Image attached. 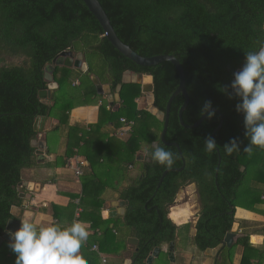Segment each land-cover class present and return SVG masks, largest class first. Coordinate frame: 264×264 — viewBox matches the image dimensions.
Returning <instances> with one entry per match:
<instances>
[{"label":"trees","instance_id":"16d2710c","mask_svg":"<svg viewBox=\"0 0 264 264\" xmlns=\"http://www.w3.org/2000/svg\"><path fill=\"white\" fill-rule=\"evenodd\" d=\"M99 2L120 40L137 54L147 58L173 55L182 64L190 97V104L183 114L186 125H194L200 120L205 101L210 100L213 109L222 113L223 127L215 136L222 160L218 187L215 174L219 155L217 149L212 153L205 151L204 140L217 129L220 116L215 112V118L209 120L207 117L198 128H184L180 124L179 112L185 98L179 95L171 106L166 141L180 146L185 169L180 173H169L157 191L163 173L168 169H180L184 163L175 147L165 146L160 141L164 122L150 112L138 109L136 100L142 96L141 85L124 84L123 77L127 71L152 76L154 105L166 113L169 99L180 81L172 63L142 67L127 59L104 36L102 26L83 0H0V237L6 234L10 221H19L13 209L22 208L24 203L21 195L26 193V189L20 187L24 170L40 166L63 168L71 158L84 155L90 162L91 171L85 172L83 177L82 196L70 195L69 198L73 201L80 198L79 206L83 212L78 221L90 223L95 231L80 249L86 264H100L99 256L91 250L94 244L99 246L101 253L117 256L123 247L116 234L125 230L139 240V250L131 257L133 264H146L155 248L176 240L178 226L174 224L172 213L170 217L174 222L168 218L169 208L180 189L190 184H196L201 206L193 242L200 252L215 249L236 223L238 207L262 213L255 207L264 204V149L254 146L251 154L242 150L230 156L226 154L223 146L232 138H239L243 149L250 137L245 136L243 115L236 111L239 98L234 93L229 98L220 90L230 85L233 73L244 62L246 52L259 51L264 47V0ZM71 49L75 56L82 54L88 64V71L79 78L81 85L77 88V96L101 98L92 80L97 77L101 84L111 86L113 94L122 86L121 105L118 110H107L108 104L104 103L100 108L99 123L90 125L89 131L84 127H69L64 155L53 163L39 165L37 148L33 143L44 133V123L55 118L60 120V126H67L68 113L75 108L72 102L75 97L69 91L76 89L73 87L72 69L64 66L54 67L53 77L58 84L55 95L48 103L40 99V93L49 85L45 79L48 66L62 52ZM5 56L25 57L27 61L22 66H1ZM67 98L69 100L64 103ZM121 118L135 122L129 140L123 143L103 137L105 126L121 129ZM155 142L173 153L171 168L152 160ZM114 145L120 146L118 151L123 149L120 155H124V160L121 161L120 156L117 168L108 174L119 175L120 172L125 175L122 180L128 182V186L122 191L117 180L112 187L106 178L103 180V169L97 170L94 164L96 157L101 160L105 154L113 156L115 152L110 150L115 149ZM76 148L78 153H75ZM142 149L146 150V160L139 162L141 172L138 177L130 178L126 172L137 162V154ZM123 164L128 168L121 171ZM247 177L257 180L249 204L239 201V190ZM108 189L129 203L123 218L103 219L106 200L103 194ZM65 209L52 205L53 217L61 227L70 226L61 225L65 220ZM65 211L67 213L69 209ZM246 215L252 216L249 213L243 216ZM121 224L125 227L122 228ZM190 226L187 225V233ZM98 232H102L101 237H98ZM9 243L5 241L0 248V264H15L16 255ZM237 245L244 248L241 264L264 263V249L255 248L249 235L240 237ZM231 251L228 248L221 251L220 264H232ZM253 260L256 262L252 263Z\"/></svg>","mask_w":264,"mask_h":264},{"label":"crops","instance_id":"0c3cea01","mask_svg":"<svg viewBox=\"0 0 264 264\" xmlns=\"http://www.w3.org/2000/svg\"><path fill=\"white\" fill-rule=\"evenodd\" d=\"M77 56H75V57H77ZM84 62H85V60H84ZM84 73H86V72L79 70V69L72 68V75H73V79H74L73 87L76 88L74 90V93H75L74 97L77 98L74 100H77V103L74 102V103H76V104H74L75 108L68 113L69 114L68 125L67 126H65V125L60 126V120L55 119V118H50L44 123L45 124L44 133H42L39 136V140H38L39 145L42 146L44 149V154H43V156H39V155L36 156V160L38 161L39 165H43L45 163H53L54 161H56V159L59 156L64 155L66 148H67L69 127L79 126L81 128L84 127L85 129H87L89 131L90 125H96L99 123L100 108L104 103L108 104L107 110H111V109L112 110H118L120 108V105H121L120 93H121V91H118V89H117V92L114 94L112 92H111V94H105V95H99L97 93L99 96H102L101 98H95L92 95L91 96L85 95V96H82L81 98L78 97L77 96L78 95V89L77 88L81 85L79 78H81L82 77L81 75ZM134 75L135 74L132 73V75H130V76H134ZM52 76H53V74H52ZM130 76L128 77L129 79H130ZM92 80H93V78H92ZM93 83H94V81H93ZM136 84H139V83H136ZM94 85L96 86L95 83H94ZM106 85H104V86H106ZM139 85H141V84H139ZM141 89H142V85H141ZM96 90H97V87H96ZM53 95H55V93H53ZM144 95L145 94H143V96ZM143 98L144 97L136 100V103L138 105V109L139 110H146L149 112V109L151 106L148 103L147 97H146V106L145 107L141 106V102H142ZM48 100H49V98L43 102L48 103ZM150 114H152V113L150 112ZM153 116H155V115H153ZM155 117L157 118V120L161 121L158 116H155ZM121 119H123V118H121ZM39 122L41 123L40 125L42 126L43 121L40 119ZM118 131L119 130L117 128H115L113 125L105 126L103 128V133H104L103 137L115 138L117 140H120L123 143L127 142L131 135L128 137L120 138L116 135ZM51 132H57L60 134L59 135L60 141H59L58 146H57L58 151L52 152L50 150V146H49V142H48V137H49L48 133H51ZM92 146L93 147L90 151L93 152L95 150V143ZM115 146L116 145H114L113 148ZM89 147L90 146H88V148ZM119 148H120V146L119 147L116 146L115 149L110 150V151L115 152L113 154V156H109V155L107 156L105 154V156L102 157L101 160L96 157L95 161H94L96 169L97 170L102 169L104 166L106 168H108V166H109V168H110V166L112 168H115L116 165L119 164L118 159H120V156H121L120 154L123 153L122 148L119 151L117 150ZM78 150L79 149L76 148L75 153H78ZM143 152L145 153L144 155H143ZM140 153L142 155L141 154L137 155V158H136L137 162H142V161L146 160V150L142 149L140 151ZM78 157L86 163L85 169H84L85 171H83V175H82V177H84L85 172L90 173V171H91L90 170L91 169L90 162L87 160V157H85L84 155H78ZM72 159L73 158H71L69 161H72ZM139 159H141V160H139ZM69 161H68V164L66 165V167H63V168L50 169V168H44V167L40 166L36 169H30V170H24L23 171V176H22L23 182L29 183V187H24L26 189V193H23L25 195V197L23 198L24 203H23L22 208H16L15 207L13 209V214L19 219V221H16V222L20 223V220L23 219L25 217V215H27V217L30 219V221H32L35 224L37 229H39L40 227H43V226H49L51 224H58L59 225L60 223H58V221L55 220L53 217L52 205H57L61 208H66L65 210L69 209V211H67V213L64 210L63 215H65V217H64L65 220L63 221V223L61 225L68 226V225H71L74 221H78L77 220L78 209L81 210V213L83 212V209L79 206L80 204H77L78 201H80V198L73 201L69 198V196L70 195L82 196V192H83L82 180H83V178L78 179L76 177L75 172H73L72 169L69 168V166H68ZM128 169L134 171L135 166L130 165ZM140 172H141V164H139V171L133 172L135 174V176L133 174H128V175L130 178L135 179L138 177ZM104 178H105V176H104ZM74 179H75V181H74ZM119 185L123 186V187L121 186V188H120V190L122 191L125 187L128 186V182L126 183V181H123L122 184H119ZM113 193H114V195L111 199L105 200V205H104V208L102 211V217L104 220H105L104 213L109 212V210L112 207V203L120 202L119 194L117 192H113ZM104 194H103V196H104ZM71 202H72V206L70 205ZM73 203H74V205H73ZM108 204H109V207H108ZM128 205H129V203H128ZM255 208H257L259 211L262 210V213L253 212L252 210H248V209H245L242 207H238L236 209L235 219H236V223L239 224V231L237 233L238 237H237L232 248L221 247V245L223 244V242H222V244L219 245L218 247H216L215 249H209L206 252H200L193 242V238L197 234L196 225H197L199 218H200L201 208H200V211L198 213H196V216L192 215L191 221L188 220L190 217L187 216L184 218V220H182L180 222L175 221L177 223H175L171 219V217H170L171 212H170L168 215V218L170 220H172L176 226H178V230L176 233V240L174 242L169 243V244L164 243L161 246L157 247V248L161 249V253L159 256H161V255L169 256V258L171 259L173 264H220L219 262H221V260H222L220 257V253L223 249L228 248V249H232V251H231L232 264H241L242 258H243V253H244V248L242 246H238V245L236 246V243L240 237L249 235L250 236V243L255 248L260 249V250L264 249V204L262 206H258ZM120 209L121 208L118 207V211H120ZM240 210H242V211L239 213ZM62 211L63 210H61V212ZM248 213L252 214V216H247V215L243 216L244 214H248ZM123 217L119 216V217L114 218V219L123 218ZM174 219L176 220L175 217H174ZM193 220L196 222H193ZM83 224H84V226L88 232L87 240L84 243H88L90 238L92 236H94L95 231L91 229L90 223H83ZM188 224H191V226H190L189 232L187 233L186 229H187ZM124 227H122V228H124ZM229 233H231V232H229ZM115 234H116V232H115ZM187 234H189L188 235L189 238L187 237ZM116 235L118 236V238H119L118 241L121 243L123 249L121 250V252L117 256H115V261L118 263H120L119 261H121V263L123 261L122 264H133V260L131 257H132L133 252L137 251L136 247H138L139 240L137 238H135L134 236H132L130 231H127V230H125L124 233L119 232ZM101 236H102V232H98V237H101ZM131 238L137 239L138 244L137 245L130 244L129 239H131ZM127 239H128V242H127ZM172 243H174V252H173V255H170V248H171ZM130 245H133L134 250L131 249ZM93 246H97L99 248V246L97 244H94ZM93 246H92V248H93ZM92 248H91V250H92ZM240 248H242V250H240ZM131 251H133V252H131ZM99 252L101 255L106 257L107 264H110L109 256L104 254V253H101L100 249H99ZM153 252L150 254L149 258L153 255ZM79 255H80V252H79ZM97 255L99 256L100 264H103L102 260H101V255H99L98 253H97ZM156 258L157 257H155L153 259L152 263H154ZM148 259H147V262H148ZM116 262H114V263H116ZM147 262H146V264H148ZM255 262L256 261H254V260L252 261V263H255ZM118 263H116V264H118Z\"/></svg>","mask_w":264,"mask_h":264},{"label":"clouds","instance_id":"9594fccd","mask_svg":"<svg viewBox=\"0 0 264 264\" xmlns=\"http://www.w3.org/2000/svg\"><path fill=\"white\" fill-rule=\"evenodd\" d=\"M222 92L232 98H239L236 111L243 115L245 136L249 143L241 149L239 138H232L223 148L227 155L244 151L251 154L254 146L264 149V47L259 51L245 53L241 68L233 73L230 85L221 87ZM212 102L205 101L200 116L215 118ZM205 151L212 153L217 143L212 136L204 140ZM152 160L171 168L173 153L153 144ZM9 247L16 255L15 264H86L79 255L82 243L87 240L88 232L82 222L74 221L68 227L51 224L37 229L25 215L19 228L10 234Z\"/></svg>","mask_w":264,"mask_h":264},{"label":"water","instance_id":"95a60500","mask_svg":"<svg viewBox=\"0 0 264 264\" xmlns=\"http://www.w3.org/2000/svg\"><path fill=\"white\" fill-rule=\"evenodd\" d=\"M83 2L88 7L90 13L97 19V21L102 26L104 32L107 34V38H108L109 42L121 54H123L127 59H129L130 61H132L136 65H139L142 67H152V66H157V65L164 63V62H170L174 65V67L176 68V70L179 74V80H180L179 81V87L173 93L171 98L169 99V102L167 104L166 113L160 112L154 105V94H153L154 85H153V77L152 76H148V75L144 76V75H136L135 74L134 76H137V79L130 80L128 77L130 75H132V72L127 71L123 77V83L124 84L139 83L142 85V93L146 95L148 101L149 100L152 101V107H150L149 112H151L155 116H158L159 119L162 122H164V129L162 131L161 138H160L161 143H163L165 146H168V147H175L178 150L179 155H180V157L184 163L183 167L180 169H176V168L168 169L163 173V175L159 181V184H158V188H157V191H158L159 188L161 187L162 183L164 182L166 176L169 173H171V172L180 173L185 169V158L183 156V153L181 151L180 146L177 143H170V142L166 141V134H167V131L169 128L171 106H172L173 101L179 95H183L185 98V103L179 112V120H180V124L186 129L198 128L204 122V120L207 118V115L201 117L200 120L194 125H186L185 124V122L183 120V114L190 104V97H189V94L187 92L186 73H185L184 67L182 66V64L178 61V59L175 56H173V55H159V56H154V57H150V58L140 56L134 50H132L131 47L124 44L120 40V38L118 37V35H117L109 17H108V15L106 14V12L103 9L102 5L100 4L99 0H83ZM55 66H64V67L71 68V69L75 68V69L82 70L84 72L88 71V65L86 62H84V56L82 54L75 57L72 49L69 51L62 52L60 54V56L53 62V64L49 65L47 68L48 71L45 74V79H46V81L49 82V85H48L47 90H43L40 93V99L42 101H46L48 98L49 99L52 98L53 93L58 88V85L54 82V78L52 76L53 71L55 69L54 68ZM148 78L151 81L149 83H146L145 81ZM93 81L96 84L97 93L99 95L111 94L112 90H111V87L109 85H106V86L102 85L97 77H93ZM121 90H122V86H119L118 91H121ZM153 108L156 109V113H154L152 111ZM212 110L215 111L220 116V119H221L219 126L217 127V129L212 134V137L215 139L216 134L218 132H220L222 127H223L224 118H223L222 113L219 110H217V109H212ZM153 144L158 146V142H155ZM33 147L37 148L36 155L43 156L44 149L42 146L39 145V141H34ZM217 152L219 155V161H218V167L216 169L215 179H216V185L218 187V175H219V169H220L222 160H221L220 152L218 149H217ZM139 160H141V159H139ZM20 187H29V183L22 182L20 184ZM24 197H25V195L22 194L21 198H24ZM127 205H128V202H126V201H120V202L112 203V207L109 210V212L104 213L105 220L114 219V218H117L119 216L123 217L126 213V206ZM118 207L121 208L120 211H118ZM232 213H234V211ZM19 226H20L19 222H16V221H10L9 222L6 234L3 237H0V248L5 241L11 240L10 234L15 232L19 228ZM121 226L124 227L125 225L122 224ZM238 231H239V224L236 223L233 226L231 233L226 235L221 247L232 248L237 237H238L237 236ZM129 243L133 244V245H137L138 240L131 238V239H129ZM173 252H174V243L171 244L170 255H173ZM160 253H161V249L156 248L155 251L153 252V255L148 259L147 263L151 264L153 259L155 257H158L160 255Z\"/></svg>","mask_w":264,"mask_h":264},{"label":"rangeland","instance_id":"374dc122","mask_svg":"<svg viewBox=\"0 0 264 264\" xmlns=\"http://www.w3.org/2000/svg\"><path fill=\"white\" fill-rule=\"evenodd\" d=\"M5 57H6V60H5V62L3 64H1V66H3V65H6V66H22V65H24L25 61H27V59L25 57H9V56H5ZM130 79L131 80L137 79V76H135V77L134 76H130ZM69 91L71 92L70 95L71 94L72 95L75 94L74 90L70 89ZM142 97H144V98L142 99L141 106L145 107L146 106V96L145 95L143 96V94H142V96L140 98H142ZM75 99H77V98H75ZM68 100H69L68 98L65 99L64 103H66ZM72 102L73 103L74 102L77 103V100H73ZM48 135H49L48 142H49L50 150L52 152L53 151H58V147L57 146H58V143L60 141V138H59L60 134L57 133V132H51V133H48ZM140 154L141 153L139 152L137 155H140ZM144 154L145 153L143 152V155ZM123 156L124 155L122 154L121 155V157H122L121 161L124 160ZM125 162L126 161H124L123 163H125ZM117 166H118V164L116 165L115 168H112L111 166H110V168H109V166H108V168H106L104 166L102 168L103 170L99 169V170H102V172L105 174V175H102L103 176V180H105V178H106L107 179V183L111 184L110 185L111 187L113 186V183H114L115 180H117L118 183L122 184V182H123L122 179L125 177V175L121 174L120 172H119V175L116 174V173H113L111 175L108 174V173L112 172L114 169H116ZM121 166H122L121 171H124L125 167L128 168V165L125 166L123 164ZM134 166H135V170L134 171L128 170L126 172L127 176H128V174H133L135 176V174L133 172H138L139 171V162H135ZM84 169H85V167L83 168V171H85ZM104 176H105V178H104ZM81 178H83V177H81ZM249 178L250 177H247V179L244 182L243 186L239 190V192H240L239 201L242 202V203H245V204H249L250 203L251 194H253L252 190H254V187H256V184H257L256 183L257 182L256 179H254V178L249 179ZM74 181H75V179H74ZM120 188L121 187H119V189ZM105 192L106 193L103 196V198H105V199L109 200L114 195L113 191H110V189H108ZM108 207H109V204H108ZM200 208H201V206H200V203H199V196H198L197 189H196L195 185H188V186L183 187V188L180 189V191L177 194L175 203L169 208V213L171 212L172 216L176 218V220L174 219L175 221L180 222V221L184 220V218L187 217V216L190 217L188 220L191 221L192 220V215L196 216V213H198L200 211ZM193 222H196V221L193 220ZM121 231H124V229H121ZM127 242H128V239H127ZM130 247H131V249L134 250L133 245H130ZM240 250H242V248H240ZM131 252H133V251H131ZM108 256H109L110 264H116V263H114V262H116L115 261V257L113 255H108ZM119 262L121 264V261H119ZM152 264H173V263H172L171 259L169 258V256L161 255V256L157 257L155 259L154 263H152Z\"/></svg>","mask_w":264,"mask_h":264},{"label":"built area","instance_id":"2783aa9c","mask_svg":"<svg viewBox=\"0 0 264 264\" xmlns=\"http://www.w3.org/2000/svg\"><path fill=\"white\" fill-rule=\"evenodd\" d=\"M105 37H107V34L105 33L104 35ZM121 124L122 127L121 129L117 132V136L120 138H124V137H128L132 134L134 127H135V122L134 121H128L127 119L123 118L121 119ZM86 163L84 161H82L78 156L74 157L72 159V161H69V168H71L74 172L75 175L78 179H80L83 175V168L85 167ZM262 200L264 201V195L262 197ZM77 204H80V201H78ZM81 213V210L78 209V213H77V217H79ZM78 220V218H77ZM92 251L98 253L99 255V248L97 246H93ZM101 260L103 264H107V259L106 257H104L103 255H101Z\"/></svg>","mask_w":264,"mask_h":264},{"label":"bare ground","instance_id":"6f19581e","mask_svg":"<svg viewBox=\"0 0 264 264\" xmlns=\"http://www.w3.org/2000/svg\"><path fill=\"white\" fill-rule=\"evenodd\" d=\"M150 81H151V80L148 78V79H146V81H145V82H146V83H149ZM148 103H149V104H150V106L152 107V101H151V100H149V101H148ZM152 111H153L154 113H156V109H154V108H153V109H152Z\"/></svg>","mask_w":264,"mask_h":264},{"label":"flooded vegetation","instance_id":"af4514ba","mask_svg":"<svg viewBox=\"0 0 264 264\" xmlns=\"http://www.w3.org/2000/svg\"><path fill=\"white\" fill-rule=\"evenodd\" d=\"M190 185H195V187H196V189H197V186H196V184H190ZM120 201H123V200H120ZM151 211V210H150ZM136 250L138 251L139 250V248H137L136 247Z\"/></svg>","mask_w":264,"mask_h":264}]
</instances>
